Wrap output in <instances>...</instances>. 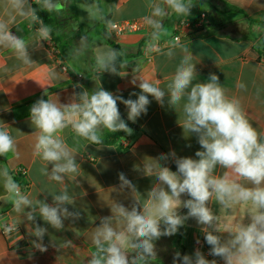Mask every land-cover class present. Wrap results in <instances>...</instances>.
Listing matches in <instances>:
<instances>
[{
  "label": "crops",
  "instance_id": "1",
  "mask_svg": "<svg viewBox=\"0 0 264 264\" xmlns=\"http://www.w3.org/2000/svg\"><path fill=\"white\" fill-rule=\"evenodd\" d=\"M84 2L86 4L79 5L78 0H60L63 7L74 4L78 14V21L70 26L72 51L68 57L52 51L51 38L36 43L39 24L30 27L28 21H21L19 17L11 31L29 43V55L35 63L31 67L25 66L11 50L0 47V124L6 126L16 143L14 152L0 156V171L5 170L20 187L28 183L24 194L30 199L49 204L53 202L51 194H58L67 186L73 203L65 207L70 212L80 213L78 219L65 218L61 230L52 228L39 215L35 221H28L13 210L12 197L4 187L6 178L0 176V264H87L90 254L95 251L92 234L103 217L112 215L111 205L118 202L130 209L137 198L141 202L145 200L156 183L155 177L144 174V163L154 162L152 159L165 154L169 158L159 160V163L176 171L175 158L198 159L195 153L202 150L197 135L184 132L179 124L184 119L183 101L181 107L174 109L167 102V94L163 106L149 95L147 113L141 114L134 123L139 130H133L131 135L126 133L114 144H91L76 136L71 127L59 133L76 159L78 172L65 176L64 182L58 183L42 174L46 162L35 154L36 129L31 124L30 108L41 98L70 104L75 94L84 90L91 93L102 87L114 96L136 99L141 92L138 78L154 84L158 82V86L167 92L184 49H188L199 60L194 83L207 82L210 74H216L226 95L239 99L246 118L258 132L264 133V0H191L193 7L188 16L169 10L162 19L164 31L154 42L156 49L150 53L145 49L152 29L143 17L151 15L149 4L154 0ZM29 3L34 7L32 0ZM3 5L4 0H0V17L4 16ZM92 5L99 7L102 19L88 17V8ZM229 7L241 11H232ZM203 15L205 19L200 28H183L179 24L183 20L197 21ZM136 19L144 23L142 31L117 38L107 35V22ZM84 35L88 38L87 46L81 49L80 39ZM176 36H179L178 41ZM107 47L124 53L121 61L125 67L118 69L122 76L109 72L99 74L95 70L97 51ZM169 51L173 53L171 57L167 54ZM52 72L57 78L49 76ZM133 79L136 84L131 83ZM117 104L120 114L128 119L126 106L120 101ZM105 131L102 130V135ZM172 152L175 158L170 155ZM51 167L50 164L49 171ZM21 169L26 171L24 176ZM224 171L217 166L214 174L222 175ZM119 173H124L135 185L136 193L120 188ZM239 182L251 186L247 181ZM189 198L187 194L181 196L182 201ZM208 206L219 218L217 226L221 233L218 234L223 239L228 238V233L224 232L227 227L250 222L247 217L250 205L247 203L223 208L213 197ZM187 211L183 207L178 209L181 215H186ZM13 221L20 233L9 238L2 228L6 222ZM36 224L47 229L42 240L47 248L44 252L33 243L37 238L31 231ZM163 227L161 225L162 230ZM202 227L194 218H189L176 234L154 241L157 257L151 264H173L176 252L181 257L194 256L197 241L203 243L204 251L209 254L210 246L205 241ZM65 241L71 243L65 246ZM210 257L218 264H225L220 257Z\"/></svg>",
  "mask_w": 264,
  "mask_h": 264
},
{
  "label": "clouds",
  "instance_id": "2",
  "mask_svg": "<svg viewBox=\"0 0 264 264\" xmlns=\"http://www.w3.org/2000/svg\"><path fill=\"white\" fill-rule=\"evenodd\" d=\"M39 9L47 12L60 11L63 5L60 0H35ZM151 15L143 17L152 32L146 45V53L156 49L164 31L162 19L169 10L177 15L188 16L193 7L191 0H154L149 4ZM4 16L0 17V47L9 49L23 65L31 67L35 61L29 55V43L14 35L11 27L21 21H28L29 26L39 24L36 43L51 38L52 28L38 16L37 8L29 0H4ZM90 19L103 18L98 6L88 8ZM87 36L81 37V49L87 46ZM168 56L173 53L169 51ZM124 53L112 47L97 51L95 70L101 74L109 72L120 74L125 67L121 57ZM199 62L193 54L184 49V55L176 68L167 92L148 80L140 79V94L136 99H123L102 87L93 92L84 90L75 94L70 104H61L56 100L41 98L30 108L31 124L36 129L35 154L46 162L42 174L58 183H63L65 176L78 172L75 157L66 147L59 133L71 127L76 136L91 144L102 145V130L111 133L123 131L131 135L133 130L121 118L117 101L128 110V120L133 123L141 114L147 113L152 96L160 105H164L165 96L168 104L176 109L181 107L184 119L180 126L184 132L197 135L202 150L195 156L175 158L176 171L162 166L159 160H167L168 155L161 154L151 163H144L145 175L155 177L156 183L141 202L136 199L131 208L114 202L111 205L112 215L103 217L96 227L91 240L95 251L90 254L87 264H151L157 257L154 241L161 236H171L178 232L185 221L194 218L202 227L205 241L210 246L209 255L220 257L225 264H264V133L258 132L249 122L242 109L240 100L226 95L216 74H210L207 82H195L196 64ZM49 76L57 78L52 72ZM136 84V79L131 81ZM16 143L6 126L0 124V156L14 152ZM52 165L49 171L48 166ZM219 166L225 169L222 175H215ZM120 188H128L133 193L137 190L124 173H119ZM5 177L4 187L12 197L13 210L35 221L39 215L52 228L61 230L63 220L68 217L78 219L79 212H70L65 205L73 203L67 186L58 194L52 195V204L44 200H33L21 192L19 185L8 176L5 170L0 171ZM247 181L251 186L239 182ZM182 194L190 197L181 200ZM223 208H231L240 203L249 204L247 217L249 223H237L227 227L224 232L228 238L223 239L217 226L218 216L210 208L212 198ZM186 208L187 214L181 215L178 209ZM30 209V211H25ZM163 225V230L161 229ZM16 223L3 225L4 232L15 231ZM47 229L39 224L31 234L37 240L34 246L44 252L42 244ZM223 232V233H224ZM71 241H65V246ZM199 243V241H197ZM131 254V255H129ZM217 264L215 259L208 260L197 249L194 256L176 252L173 264Z\"/></svg>",
  "mask_w": 264,
  "mask_h": 264
},
{
  "label": "trees",
  "instance_id": "3",
  "mask_svg": "<svg viewBox=\"0 0 264 264\" xmlns=\"http://www.w3.org/2000/svg\"><path fill=\"white\" fill-rule=\"evenodd\" d=\"M37 8L38 16L44 21L46 25L52 28L51 38L57 44L63 57H68L71 54L72 47L71 41L69 39L71 32V24L78 21L77 9L74 4H67L60 11L47 12L39 9V5L35 4ZM232 11H241L235 7H229ZM121 118L127 123L128 127L132 130H139L133 122L128 120L121 114ZM125 132L119 131L116 133H111L107 129L102 135L103 144L111 145L119 141L125 136ZM17 181V178H15Z\"/></svg>",
  "mask_w": 264,
  "mask_h": 264
},
{
  "label": "built area",
  "instance_id": "4",
  "mask_svg": "<svg viewBox=\"0 0 264 264\" xmlns=\"http://www.w3.org/2000/svg\"><path fill=\"white\" fill-rule=\"evenodd\" d=\"M32 2H33L34 5L36 4L35 0H32ZM204 19H205V16L203 15L197 21L183 20L179 24L183 28H189V29L195 28V27L200 28V27L203 26ZM144 27H145L144 23L141 20H139V19H136V20H123V21H109V22H107V25H106V33H107L108 36H110V38H117L119 36H123V35H126V34L140 32V31H142L144 29ZM175 40L178 41L179 40V36H176ZM50 47H51L53 52H55V53H59L60 52L57 44L52 40V38H51ZM20 173L24 176L26 174V171L24 169H21ZM27 189H28V183H24L20 187V190H21L22 193H25L27 191ZM6 223H12V222H6ZM2 232H3V234L5 236L10 238V236L19 234L20 230H19V227L16 225L15 231L6 234L4 232V230H3V228H2ZM197 249H199L204 254L206 259L213 260V258L210 257L208 252L204 251L202 242L197 243L195 251Z\"/></svg>",
  "mask_w": 264,
  "mask_h": 264
},
{
  "label": "rangeland",
  "instance_id": "5",
  "mask_svg": "<svg viewBox=\"0 0 264 264\" xmlns=\"http://www.w3.org/2000/svg\"><path fill=\"white\" fill-rule=\"evenodd\" d=\"M84 1H85V0H78V4H79V5H80V4L82 5V3H83V4H84V3L86 4V2H84ZM68 3H70V1H69ZM74 23H75V22H74ZM72 24H73V23H72ZM72 24H71V25H72ZM167 259H168V260H171V258H167Z\"/></svg>",
  "mask_w": 264,
  "mask_h": 264
}]
</instances>
